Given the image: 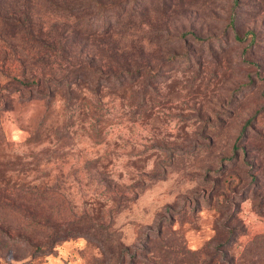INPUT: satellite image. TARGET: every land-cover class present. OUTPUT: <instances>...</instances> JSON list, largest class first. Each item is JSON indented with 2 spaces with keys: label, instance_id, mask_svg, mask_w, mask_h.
<instances>
[{
  "label": "rangeland",
  "instance_id": "obj_1",
  "mask_svg": "<svg viewBox=\"0 0 264 264\" xmlns=\"http://www.w3.org/2000/svg\"><path fill=\"white\" fill-rule=\"evenodd\" d=\"M0 218V264H264V0H0Z\"/></svg>",
  "mask_w": 264,
  "mask_h": 264
},
{
  "label": "trees",
  "instance_id": "obj_2",
  "mask_svg": "<svg viewBox=\"0 0 264 264\" xmlns=\"http://www.w3.org/2000/svg\"><path fill=\"white\" fill-rule=\"evenodd\" d=\"M8 208L11 211L12 210L11 208L14 209V206L10 205ZM0 219L2 220V222H1L2 226H0V234H11L12 230L14 231L15 229H17V232H19L18 227L11 220H9L8 218H0ZM18 234H20V233H18ZM3 240H4V244L6 245V244L10 243L11 238L8 237V235H7ZM227 257H228V260L226 261V263L227 264H233V261L235 260V258L232 255L226 254V258Z\"/></svg>",
  "mask_w": 264,
  "mask_h": 264
}]
</instances>
